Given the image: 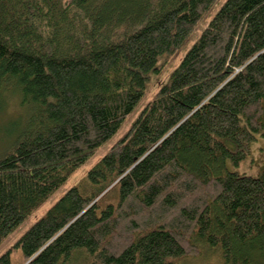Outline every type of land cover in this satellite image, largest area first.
I'll return each instance as SVG.
<instances>
[{
    "label": "trees",
    "instance_id": "1",
    "mask_svg": "<svg viewBox=\"0 0 264 264\" xmlns=\"http://www.w3.org/2000/svg\"><path fill=\"white\" fill-rule=\"evenodd\" d=\"M4 92L0 244L138 111L0 264H264V0H0Z\"/></svg>",
    "mask_w": 264,
    "mask_h": 264
},
{
    "label": "rangeland",
    "instance_id": "2",
    "mask_svg": "<svg viewBox=\"0 0 264 264\" xmlns=\"http://www.w3.org/2000/svg\"><path fill=\"white\" fill-rule=\"evenodd\" d=\"M178 61V58L174 61L175 65ZM165 67L161 72L160 76L153 77L151 82L148 85L147 95L142 101V104H145L152 96L156 90L157 83L159 81H166L167 75L170 69L173 67ZM0 100L3 101L0 105V151L8 146L9 138L11 131L14 129V125L10 124L9 121L16 120L20 118L23 114L22 108L18 104V97L14 93H2L0 94ZM0 101V102H1ZM138 111V110H137ZM137 111L130 117L127 123L123 126L121 131L116 134L112 141L104 145L97 152L96 156L85 163L82 167L76 170L72 176L52 195V197L35 213H33L29 218H27L21 225H19L16 230L9 234L7 238L0 244V254L9 248L15 239L37 218H39L45 210L50 206V204L56 200L68 187L72 185H83L85 182L87 171L93 166L96 160L107 150L109 145L115 141L128 127L131 120L136 115ZM232 171H237L239 173L248 174L254 177H261L264 172V138L257 135L256 140L251 145V153L246 160L241 162L238 166H231ZM201 254L196 257H186L180 261V264H221V258L218 250H210L206 245L200 244ZM209 248V249H208ZM18 256V254H16ZM76 257V258H75ZM73 258V261L69 264H82L84 256L82 252L78 253L77 256ZM83 258V260H81Z\"/></svg>",
    "mask_w": 264,
    "mask_h": 264
}]
</instances>
